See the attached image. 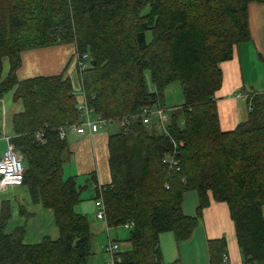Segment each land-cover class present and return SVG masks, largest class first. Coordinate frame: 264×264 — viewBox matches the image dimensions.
Listing matches in <instances>:
<instances>
[{
	"label": "trees",
	"instance_id": "16d2710c",
	"mask_svg": "<svg viewBox=\"0 0 264 264\" xmlns=\"http://www.w3.org/2000/svg\"><path fill=\"white\" fill-rule=\"evenodd\" d=\"M254 1L264 2L0 0V98L14 89L23 104L11 118V142L25 162L21 184L34 203L52 209L59 229L58 237L27 243L25 225L8 231L11 203L3 201L0 264H89L92 253L90 219L76 210L85 186L64 177L71 151L62 129L80 122L74 82L65 72L18 76L23 50L57 42H73L80 59L89 55L83 70L76 58L80 91L98 114L125 122L108 137L111 180L99 184L91 175L107 230L129 227L131 248L116 252L114 264H168L161 234L188 240L212 201L228 204L245 264H264V100L249 99L247 118L231 130L221 127L217 109L220 65L251 38ZM175 80L184 102L171 106L166 126L155 116L145 123L142 110L163 108ZM171 156L177 164L166 161ZM189 190L199 198L194 215L183 210ZM208 251L210 264H224L227 238L209 239Z\"/></svg>",
	"mask_w": 264,
	"mask_h": 264
},
{
	"label": "crops",
	"instance_id": "0c3cea01",
	"mask_svg": "<svg viewBox=\"0 0 264 264\" xmlns=\"http://www.w3.org/2000/svg\"><path fill=\"white\" fill-rule=\"evenodd\" d=\"M248 23L251 38L237 47L232 59L224 61L220 65L223 72V82L217 91V109L220 125L224 130L235 128L247 118L249 99L259 95L264 100V2L254 1L249 4ZM76 58V46L73 42H57L28 48L21 52L22 65L18 70V76L20 79H25L65 72L72 78L75 90L78 92L81 88ZM13 91L14 89L11 90L12 93H7L0 98V133H3L0 135V154L8 145L5 136H12L11 118L13 113L23 110L21 101H16L13 98ZM110 133L111 128L108 125L93 135H79L74 132L67 135L69 147L74 152L70 160L77 169L76 171L74 167L71 168V171H75L71 175L77 176L79 173L92 172V175L97 177L99 184H105L111 180L108 150ZM65 169L66 167H64ZM89 180L91 181V176ZM3 201H10L11 203V217L7 224L8 231L25 225L24 240L27 243L38 242L46 235L58 237L59 229L55 223L54 212L52 209L43 207L40 203H34L25 185L9 184L1 187L0 210ZM198 202L199 198L196 191L185 192L183 210L187 214H193V207ZM77 207L80 208L77 211L81 213L88 214V211H91V205L79 203ZM95 217L97 218V214ZM100 222L102 229L107 223L105 221ZM166 234V232L163 233V241L168 239L174 243L173 235ZM108 236L109 240H113L110 235ZM222 236L227 238L228 259L224 264H245L228 204L212 201L204 210L193 235L181 244L184 246L196 241L200 248L205 246L208 250L209 239ZM124 245L129 249L131 248L128 241ZM181 249V246L178 245L177 250ZM103 255L100 254V256ZM163 255L164 260L169 257L166 256L165 252ZM177 257L174 256L177 264H185L183 261H178ZM105 264L113 263L107 261ZM198 264L206 263L200 260Z\"/></svg>",
	"mask_w": 264,
	"mask_h": 264
},
{
	"label": "rangeland",
	"instance_id": "374dc122",
	"mask_svg": "<svg viewBox=\"0 0 264 264\" xmlns=\"http://www.w3.org/2000/svg\"><path fill=\"white\" fill-rule=\"evenodd\" d=\"M150 35H151V32L148 33L149 38H150ZM8 69H9V60L5 59V69L3 71V75H5L7 73ZM146 78H147V83H148L149 89L152 91L155 90V85L153 84L150 70L146 71ZM13 92H15V90ZM7 93H12V92L8 91ZM77 94H78V99L81 100L80 91H78ZM13 98H14V94H13ZM184 99H185V96H184L182 84L179 80H175L172 83H170L165 89V96H164V102H163L164 107L163 108L180 105L184 102ZM157 107H158V104H154L153 108L156 109ZM109 126L111 128V132L117 131L121 128V123H120V121L117 120V121L111 123ZM0 135H3V133H0ZM70 151H71V153H70V155H67L68 160L65 163V167H66V169L64 170V177L65 178L72 176L71 174L73 172H75V171H71L70 170L71 168L74 167L76 169L75 165L73 164V162H71V160L69 158V157L74 155V152L71 150V148H70ZM76 171H77V169H76ZM91 175H92V172L91 173L84 172V173H79L77 175L79 185L85 186V187H83L82 192H81L82 200H81L80 204L91 205V211H88L89 213L87 215H88L90 222H91V229L93 232V238H92V253L89 256L88 262H89V264H105V262H107V261L112 262L111 261L112 260V254H109V252L107 253L105 251V245L109 241L108 235L111 236V239H113L119 243L120 247L117 250V252L125 251V250L129 249V247L124 245V243H126L128 241L127 239L129 237L130 231H129V227L125 226V225L124 226L123 225L118 226V227H111L110 228L111 231H109V232L107 230V224L105 227H103L101 229L102 224H101V222L99 223V221H105V220L104 219L97 220L99 218L95 217V215L99 211V207L97 205L98 199L95 198L96 190H95V187L93 185V182H92V180H91L92 183L88 181ZM198 204L194 205V207H193L194 213L189 214V215L196 214ZM77 209H80V208L77 207L76 210ZM185 213L187 214V212H185ZM96 221H98V222H96ZM166 233H167L166 235H173V241H174V243H172L168 239H165L163 241V233L161 234L160 240H161L162 250L164 249L163 253L165 252L166 256L170 257V258L167 257V259H165V261L168 264H177L176 260L174 259V256H178L177 257L178 261H183L185 264H198L200 260L202 262L204 261V263H206V264L210 263L209 251L206 249L205 246L203 248H200L199 243L196 241L191 242V244H185L184 246L180 242V244H178V245L181 246L182 249L177 250L178 245L175 243H178V242H177V239H176L174 233L171 231L166 232ZM187 245H189V246H187ZM100 254H104V255L100 256Z\"/></svg>",
	"mask_w": 264,
	"mask_h": 264
},
{
	"label": "built area",
	"instance_id": "2783aa9c",
	"mask_svg": "<svg viewBox=\"0 0 264 264\" xmlns=\"http://www.w3.org/2000/svg\"><path fill=\"white\" fill-rule=\"evenodd\" d=\"M78 57V65L80 70L86 68L85 64L82 62V59L89 57L88 54H84L83 58ZM78 109L80 112L79 118L80 122L70 125L68 128L62 129L61 136L65 138L70 132H74L79 135H93L105 128L106 126L113 123L110 119L103 117L95 111V107L90 105L88 102L87 95L85 90L82 87L81 91V101L79 102ZM175 109V107L162 108L157 107H145L140 116L143 117L145 123L151 122V116H155L156 120L161 125H167L170 120L169 111ZM121 124H125L124 121ZM43 135L42 132H39L37 136L41 138ZM8 145L6 149L0 154V188L9 184L20 185L23 182V173L25 170V162L21 152L15 147L11 142V137L9 135L5 136ZM169 156V155H168ZM166 161L177 164L178 160H175L174 157H168ZM99 211L97 217L105 219V205L102 198H99L97 201ZM120 245L115 240H109L105 245V250L112 254V263L114 264L115 253L119 249ZM228 256L225 257L227 260Z\"/></svg>",
	"mask_w": 264,
	"mask_h": 264
}]
</instances>
